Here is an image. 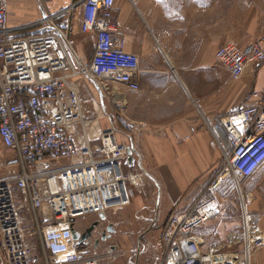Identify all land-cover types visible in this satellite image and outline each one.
<instances>
[{
    "label": "built area",
    "instance_id": "built-area-1",
    "mask_svg": "<svg viewBox=\"0 0 264 264\" xmlns=\"http://www.w3.org/2000/svg\"><path fill=\"white\" fill-rule=\"evenodd\" d=\"M116 3L80 0L58 14L74 18L71 10L81 7L80 31L95 38L88 63L76 50L72 19L59 24L46 16L12 28L7 1L0 0V142L17 155L20 167L16 175L0 178V264H101L125 254L115 244L102 249L114 233L103 240L108 225L101 223L109 211L132 203L142 155L120 137L123 132L104 129L97 114L85 113L78 82L88 78L101 93L110 83L140 89V57L119 36ZM32 28L41 33L26 34ZM216 58L232 77H241L249 64L264 63V33L246 46L227 42ZM254 96L259 98L253 104L220 119L230 144L222 171L237 183L264 164V94ZM131 146L134 165L128 162ZM219 212L216 200L205 196L172 213L163 226V264H252L253 252L264 248V232L251 227L250 215L245 249H208L198 229ZM88 215L100 224L79 244L69 235L90 226L79 220ZM46 233L57 244L53 254Z\"/></svg>",
    "mask_w": 264,
    "mask_h": 264
},
{
    "label": "crops",
    "instance_id": "crops-1",
    "mask_svg": "<svg viewBox=\"0 0 264 264\" xmlns=\"http://www.w3.org/2000/svg\"><path fill=\"white\" fill-rule=\"evenodd\" d=\"M6 1L10 27L31 25L46 16L59 24L72 19L76 50L83 57L88 48L95 51L94 36L80 31L81 7L71 10L74 18L58 16L80 0ZM228 1L221 0L220 6L227 7ZM252 3L260 5V0ZM115 16L126 50L140 57V89L110 83L108 91L97 89L106 101L101 99L97 110L84 108L85 113H98L102 128H116L124 133L122 139L137 146L171 206L168 217L208 196L220 207L218 215L198 229L208 249L242 251L249 243L246 216L253 217L251 227L258 225L264 232V174L257 175L264 164L239 183L224 174L222 164L230 144L219 121L253 104L259 98L254 93L264 94V63L249 64L241 77L234 78L217 63L216 52L229 41L246 46L259 32L238 37L227 15L208 19V0H117ZM39 33V28L26 32ZM82 80L88 87L93 83L80 78L79 89ZM1 163L0 178L19 173L13 151ZM148 186L145 194L134 195L139 209L152 197L149 192L155 187ZM125 222L118 220L121 227L116 237L128 251L143 230L126 236ZM163 260L162 241L161 248L155 244L147 248L140 264H163Z\"/></svg>",
    "mask_w": 264,
    "mask_h": 264
},
{
    "label": "rangeland",
    "instance_id": "rangeland-1",
    "mask_svg": "<svg viewBox=\"0 0 264 264\" xmlns=\"http://www.w3.org/2000/svg\"><path fill=\"white\" fill-rule=\"evenodd\" d=\"M220 1L221 0H208V19L211 17L214 18L217 16L227 15L229 19L235 23H230V27L236 29L238 37H244V35H251L259 32L257 35H255L256 39L264 32V0H260V5L256 3L253 4L252 0H229V5L227 7L224 4L226 1L222 3L221 6ZM84 52V58L89 63L92 60L95 51H93L91 48H88V51ZM89 87L83 80L80 82V95L83 97L81 98L83 101V106L86 110H97V108L99 109L101 99L102 101H106L105 96L103 97L101 94H98L97 87L93 83H91V86ZM96 114L98 113L93 115ZM10 155L11 151L4 147L0 142V165H3L1 163L3 158H7ZM260 171L261 172H258L257 175L264 174V167ZM135 172L140 173V176L137 177L139 182H135V180H133V183L131 184L135 194L139 195L142 191V193L145 194L144 188H147L148 190V185L151 184L155 187V189L152 188L154 190L151 189L153 192H149L152 197L150 201L145 203L146 205L144 206V209H139L136 202H133L132 200L131 204L126 205L121 209L109 211L110 217L101 224L102 226L113 225L115 228V233L110 240L103 244L102 249L109 248L110 245H116V243H118L120 246L122 245V242H119L116 237L119 235L121 227V225L118 224V220L120 218H124L126 221L122 229L124 230L126 236H132L136 232L139 233V230H143L142 234L139 235V237L134 242V245H132L130 249L131 251H124L121 246L119 251L125 252V254L118 256L114 260H104L101 264H140L144 253L147 252V248L150 247L151 244L158 245V247L161 248L162 230L164 222L170 214V211L168 210H170L171 206L167 205V198L162 187L157 186V184L154 182L153 176L151 173H149L144 163L143 168H136ZM163 197L165 200L162 202ZM170 200L172 199L170 198ZM170 200L169 203L171 204ZM94 218V215H88L83 218H79V220L85 224H88L94 220ZM147 230H149V232H147ZM144 233H146V235H143ZM44 239L48 248V252L50 254L55 253L57 244L53 236L49 233H46L44 235ZM36 251L39 253V247H37ZM137 252H140V255H138ZM257 255H260L259 261L255 260V256ZM252 264H264V248L255 250L253 252Z\"/></svg>",
    "mask_w": 264,
    "mask_h": 264
},
{
    "label": "water",
    "instance_id": "water-1",
    "mask_svg": "<svg viewBox=\"0 0 264 264\" xmlns=\"http://www.w3.org/2000/svg\"><path fill=\"white\" fill-rule=\"evenodd\" d=\"M133 149L132 146L129 148V157H128V162L131 165L135 164V158L133 156ZM102 219H106V217L103 215L101 217ZM100 222L95 221L92 223L89 227H87L82 233H80L78 230L73 229V232L69 235V238L72 240H79V244H85L87 241L91 239L95 231L97 230ZM111 232H114V226L113 225H108L107 229L103 232L102 234V239L106 240L108 238V234ZM99 243V240L97 241V244Z\"/></svg>",
    "mask_w": 264,
    "mask_h": 264
},
{
    "label": "flooded vegetation",
    "instance_id": "flooded-vegetation-1",
    "mask_svg": "<svg viewBox=\"0 0 264 264\" xmlns=\"http://www.w3.org/2000/svg\"><path fill=\"white\" fill-rule=\"evenodd\" d=\"M95 221H97V218H94V220H92L90 223H89V225H91L93 222H95ZM103 228H105V227H103ZM113 233H115V228H114V232Z\"/></svg>",
    "mask_w": 264,
    "mask_h": 264
},
{
    "label": "bare ground",
    "instance_id": "bare-ground-1",
    "mask_svg": "<svg viewBox=\"0 0 264 264\" xmlns=\"http://www.w3.org/2000/svg\"><path fill=\"white\" fill-rule=\"evenodd\" d=\"M134 180H135V182H139V181H138V178H135Z\"/></svg>",
    "mask_w": 264,
    "mask_h": 264
},
{
    "label": "trees",
    "instance_id": "trees-1",
    "mask_svg": "<svg viewBox=\"0 0 264 264\" xmlns=\"http://www.w3.org/2000/svg\"><path fill=\"white\" fill-rule=\"evenodd\" d=\"M220 122V121H219Z\"/></svg>",
    "mask_w": 264,
    "mask_h": 264
}]
</instances>
